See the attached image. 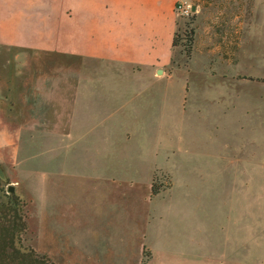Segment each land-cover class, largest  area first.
<instances>
[{
	"label": "rangeland",
	"instance_id": "374dc122",
	"mask_svg": "<svg viewBox=\"0 0 264 264\" xmlns=\"http://www.w3.org/2000/svg\"><path fill=\"white\" fill-rule=\"evenodd\" d=\"M239 1L238 19L220 23L216 41L233 34L235 52L211 56L205 70L194 64L196 77L233 86L201 88L186 107L182 74L125 86L119 94L136 100L122 112L82 95L73 105L64 88L55 131H41L23 103L0 99V186L26 203L25 246L56 264H215L221 227L238 226L264 258V0ZM193 19L179 14L172 69L191 68L184 44ZM90 79L114 76L78 77Z\"/></svg>",
	"mask_w": 264,
	"mask_h": 264
},
{
	"label": "crops",
	"instance_id": "0c3cea01",
	"mask_svg": "<svg viewBox=\"0 0 264 264\" xmlns=\"http://www.w3.org/2000/svg\"><path fill=\"white\" fill-rule=\"evenodd\" d=\"M179 2L191 4L197 16L189 57L191 68L187 71L172 69ZM239 3V0H0V99L11 104L23 103V113L39 120L41 131H55L61 129L64 88H70L73 105L82 95L86 102L97 99L113 104L111 112H122L136 100L135 96L119 94L125 86H148L182 74L186 77L183 104L186 107L191 96L198 101L207 89L221 84L233 86V82L225 80L207 82L196 77L202 69L196 72L194 64L203 62L205 70L211 56L235 52L231 46L236 39L233 34L229 42L216 41L222 37L220 23L238 19L234 9ZM59 58L61 69L55 63ZM80 59L87 62L85 66H80ZM84 71L97 75L110 72L114 80L81 82L78 77L82 72L87 75ZM65 72H72L76 80L58 79L56 74L64 76ZM47 74L50 79L45 78ZM107 85L112 88L110 93ZM97 89H101L99 97ZM219 101L223 102L224 97L220 96ZM37 128L30 127L33 131ZM151 196L155 197L152 192ZM229 228L220 229L224 238L218 243L219 257L215 264H255L257 259L264 262L263 256L257 258L255 244H250V229L239 237L238 226ZM254 233L252 230L253 236Z\"/></svg>",
	"mask_w": 264,
	"mask_h": 264
},
{
	"label": "trees",
	"instance_id": "16d2710c",
	"mask_svg": "<svg viewBox=\"0 0 264 264\" xmlns=\"http://www.w3.org/2000/svg\"><path fill=\"white\" fill-rule=\"evenodd\" d=\"M195 19H193L194 23ZM195 28L187 33L186 55L192 54ZM178 42L177 35L174 45ZM153 195L158 190L152 186ZM26 203L17 195H11L0 186V264H56L50 257L24 245V234L28 230Z\"/></svg>",
	"mask_w": 264,
	"mask_h": 264
},
{
	"label": "built area",
	"instance_id": "2783aa9c",
	"mask_svg": "<svg viewBox=\"0 0 264 264\" xmlns=\"http://www.w3.org/2000/svg\"><path fill=\"white\" fill-rule=\"evenodd\" d=\"M177 11L184 16H191L195 13L191 4L179 2L176 6Z\"/></svg>",
	"mask_w": 264,
	"mask_h": 264
},
{
	"label": "water",
	"instance_id": "95a60500",
	"mask_svg": "<svg viewBox=\"0 0 264 264\" xmlns=\"http://www.w3.org/2000/svg\"><path fill=\"white\" fill-rule=\"evenodd\" d=\"M10 190H11V191H14V187H13V186H10Z\"/></svg>",
	"mask_w": 264,
	"mask_h": 264
}]
</instances>
